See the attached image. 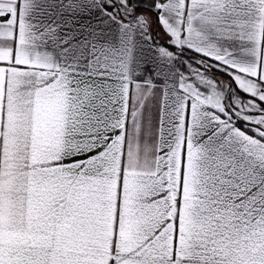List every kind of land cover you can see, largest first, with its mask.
<instances>
[{"label": "snow or ice", "instance_id": "snow-or-ice-1", "mask_svg": "<svg viewBox=\"0 0 264 264\" xmlns=\"http://www.w3.org/2000/svg\"><path fill=\"white\" fill-rule=\"evenodd\" d=\"M0 264H264V0H0Z\"/></svg>", "mask_w": 264, "mask_h": 264}]
</instances>
